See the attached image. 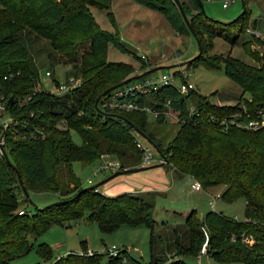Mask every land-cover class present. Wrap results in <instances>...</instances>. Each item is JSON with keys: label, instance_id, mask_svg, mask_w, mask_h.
<instances>
[{"label": "trees", "instance_id": "1", "mask_svg": "<svg viewBox=\"0 0 264 264\" xmlns=\"http://www.w3.org/2000/svg\"><path fill=\"white\" fill-rule=\"evenodd\" d=\"M133 1L159 12L177 34L195 37L200 52L186 62V67L199 63L215 69L222 66L241 93L234 104H218L194 89L181 93L168 84L141 96V101H155L156 108H164L169 99L171 111L185 118L175 121L178 128L162 147L147 131L145 111L102 110L98 104L95 106L103 90L136 75L130 63L106 58L109 44L130 52L115 33L100 28L91 13V6L109 10L110 0H0V94L11 118L2 132L0 128L9 158L8 162L0 151V264H9L27 252L31 246L29 235L36 236L51 224L66 225L85 210V219L95 221L104 233L121 225L154 227L153 203L142 193L104 194L97 187H84L72 169L75 161L97 160L104 147L119 161L125 152L129 153L123 163L120 161L119 170L141 166L142 153L135 145L131 128L149 137L158 156L163 155V164L175 175L198 180L201 188L222 185L221 198L242 196L245 202L243 220L216 210L199 216L192 209L184 219L187 243L173 239V257L159 263L161 257L151 254L148 264H188L184 257L200 256L203 247L217 264H264V124L242 126L264 115V62L256 66L230 53L209 54L213 39L221 35L230 46L239 43L248 55L257 57L247 47L261 44L262 40L251 34L241 40L246 28L254 27L256 20L250 25L245 0L244 11L226 23L205 16L196 0H180L187 23L173 0ZM108 16L113 21L111 11ZM210 25H225L236 32L225 33L221 26L214 31ZM26 31L46 39L59 60L70 63L72 75L81 80L79 87L62 96L35 89L38 67L22 42L21 35ZM133 56L143 61L134 53ZM145 67L142 62L139 74ZM52 82L58 84L55 78ZM245 93L249 98L244 97ZM188 102L192 104L191 112ZM62 120L65 125L59 124ZM155 120L164 121L165 117L160 114ZM71 130L80 137L79 144L72 140ZM16 171L28 193L55 192L61 200L34 212L18 209L19 195H23L22 200L28 198ZM36 251L45 258L51 255L46 243H39ZM104 257L92 251L68 252L50 262L35 264H121V260L141 264L125 248L116 256L107 254L106 263Z\"/></svg>", "mask_w": 264, "mask_h": 264}, {"label": "rangeland", "instance_id": "2", "mask_svg": "<svg viewBox=\"0 0 264 264\" xmlns=\"http://www.w3.org/2000/svg\"><path fill=\"white\" fill-rule=\"evenodd\" d=\"M246 7L250 11V18L258 17L262 12L264 0H245ZM140 8L136 14L142 16L145 21L139 23H125L123 20H118L113 16V21L108 16V11L112 12L113 9L106 10L97 7H90L91 13L97 25L109 32L115 33L119 39L126 44L130 52H122L112 46L108 45L106 58L109 61H123L131 63L134 74H139L141 70L142 62H148L151 58H155L157 66L154 69L145 74L149 75H173L175 73L176 78L174 85L179 86L181 79L177 71L179 68L188 76L186 80L194 85V90L202 95L208 96L210 101L218 103V100L223 103L234 102L241 89L237 83L228 78L224 72L222 66L220 68H209L202 64H195L192 68L186 67V62L193 58L198 53V45L195 37L192 34L180 36L174 32L167 21L160 13L158 14L162 18V22H155L149 14L143 15L146 12H152L145 7L137 5ZM241 0H232L229 2L226 8L222 7V0H202V9L205 16L212 20H216L222 23H226L234 20L242 11ZM116 15V14H115ZM139 16V17H140ZM138 17V18H139ZM120 18V17H119ZM140 20V18H139ZM157 24L154 28L153 25ZM166 24V26H164ZM215 26V25H214ZM222 28L223 32H236V29L225 28V25H217L215 27ZM210 25L212 30L216 31L218 28ZM250 27V26H249ZM251 28V27H250ZM260 31V35L257 38L262 40L261 44H250L248 52H252L253 55H248L240 44L236 43L230 46L229 43L223 39V36H217L213 39L212 48L209 54H227L240 58L246 63H250L256 66L263 64L264 62V26L257 27ZM35 40H32V52L36 65L38 67V84L41 89L48 90L50 92H56V83L52 82V78L58 81L64 80L68 75L74 74L70 69V63H65L62 60L52 61L44 55L50 46L48 41L36 34H33ZM249 33L245 30V35L241 40L248 38ZM251 36V35H250ZM255 37V36H254ZM39 38V39H37ZM32 39V38H31ZM47 41L48 45L38 42L40 40ZM40 45V47H37ZM177 53V57L174 58L173 54ZM140 57L143 55L145 58H141L143 61L132 55ZM164 56L161 57V54ZM261 57L263 59H261ZM134 65V66H133ZM138 66V67H135ZM49 68L52 71L51 76H45V69ZM149 69V68H147ZM145 69V70H147ZM185 74V75H186ZM59 96H62L59 95ZM3 94H0V122L5 120H11L10 116L5 111V104ZM244 97L249 98L245 93ZM217 99V100H216ZM68 98V102H69ZM220 104V103H218ZM234 104V103H231ZM243 107V106H242ZM264 115H262V118ZM147 131L152 137L164 147L168 141L172 139L177 128L178 123L170 117H166L164 121H156L155 117L151 114H146ZM182 122V120H180ZM72 140L76 143H80V137L74 131H70ZM143 140L149 143V150L153 157L158 156L157 148L154 143L147 139L144 133H139ZM103 153H109L106 147L102 149ZM125 156L120 160L122 163L129 156L128 152H125ZM119 159V158H118ZM150 163L149 165L154 164ZM98 165V160H94L90 163L75 161L72 164V169L75 175L80 179L84 187H89L104 178L108 177L111 172H99L92 177V182L88 183L86 179L90 177L91 171ZM147 165V166H149ZM165 166V168L163 167ZM163 170L166 178L169 181L168 188L159 192L143 191L142 195L152 201L153 203V216L156 220L154 228H149L144 225L138 227H128L125 225L119 226L112 232H101L95 221H87V211L85 210L79 218L70 220L66 225L51 224L40 234L34 236L29 235L28 240L31 244L29 250L19 256L10 260L9 264H35L36 262H50L56 257L64 255L68 252L82 253L85 251H92L97 253H103V263L107 261V254L109 251H118L125 248L130 257L141 262V264H148L151 254H153V241L157 240V237L163 236L161 231L163 229L171 228L174 233V240H181V231L179 228L185 224V213L195 209L199 216H202L209 210L221 211L224 215L234 217L239 220H243L245 202L242 196L235 197L231 200L221 198L219 195L222 190V185L210 186L202 188L199 191H190V184L192 180L187 178L181 179L179 175L173 176L171 171L163 165ZM156 167L149 168L148 170ZM138 172H132L137 174ZM146 174V173H144ZM122 174L114 178L109 179L97 186V189L106 194L105 188L117 184L116 188L122 186L124 182ZM118 190V189H116ZM115 190V191H116ZM147 192V193H146ZM28 200H22L23 195H19V207L18 209H25L27 212H34L37 208L44 207L51 203H55L61 198L55 192L49 191H33L28 194ZM213 203V205H211ZM191 212V211H190ZM189 212V213H190ZM188 215V214H187ZM174 229V230H173ZM157 234H159L157 236ZM156 235V236H155ZM83 242V243H82ZM39 243H46L51 248V255L47 258L42 257L37 251L36 247ZM84 244V246H82ZM200 256H185L184 260L188 264H217L212 256L205 254L204 247L202 248ZM174 251V249H173ZM107 253V254H106ZM159 254L160 262L165 259L173 257V252L161 251ZM129 259V257H128ZM162 260V261H161ZM121 264H130V261L121 260ZM227 264H246L240 261H233Z\"/></svg>", "mask_w": 264, "mask_h": 264}, {"label": "built area", "instance_id": "3", "mask_svg": "<svg viewBox=\"0 0 264 264\" xmlns=\"http://www.w3.org/2000/svg\"><path fill=\"white\" fill-rule=\"evenodd\" d=\"M232 0H222V7L226 8L229 4V2ZM246 32L253 35V36H259L260 31L258 29L246 28ZM174 58L177 57V53L173 54ZM163 57L164 55L161 54ZM141 57H144L143 55ZM181 77H183L184 81L181 80V83L179 86L174 85V81L176 78L175 73L173 75H143L136 79L130 80L126 83H123L110 91H108V94L105 95L101 101H99L98 107L102 110H113V109H119V110H138V111H145L148 114H151L153 117H157L160 114H163V116L170 117L175 121L182 120L184 121L185 118L179 117L175 112L171 111L169 107V99H166L164 103V108H156L155 107V101H141L139 98L141 96L149 95L153 91H157L160 86L162 85H168L172 84L177 87L179 92L181 93H187L190 89L194 88V85L186 80V77L188 76L184 74V72L179 68L177 70ZM45 76H51L52 73L50 70H45ZM178 75V76H180ZM81 83V80L79 77H75L73 75H68L64 80L58 81V84L56 85V93L55 94H64L72 90L73 88L79 87ZM35 89H41L39 84L36 86ZM188 108L189 112L192 111V104L191 102H188ZM32 114V112H30ZM260 119L258 120H250L247 124L242 125L244 127H255L264 124V117L262 118V115H260ZM9 120L1 121L0 122V128L1 132L8 124ZM60 125H65V121L62 120ZM131 133L134 135L135 145L141 150V157H140V165L145 166L148 165L152 161L157 162H164V160L157 156V158L152 156L151 151L148 149L149 143L142 139V137L139 135L137 131H135L134 128H131ZM0 145L3 146V136L2 133H0ZM98 165L96 168H94L91 171L90 177L86 179L88 183L92 182V177H94L97 173L101 172H115L119 170L120 168V161L118 158L114 157L113 155L109 153H100L98 156ZM191 191H199L201 188V184L198 180L193 179L190 184ZM213 205V203H211ZM22 210H18V213H21ZM203 251V250H202ZM88 253H91V251H86ZM110 255L116 256L117 251H109Z\"/></svg>", "mask_w": 264, "mask_h": 264}, {"label": "crops", "instance_id": "4", "mask_svg": "<svg viewBox=\"0 0 264 264\" xmlns=\"http://www.w3.org/2000/svg\"><path fill=\"white\" fill-rule=\"evenodd\" d=\"M185 1H187V0H185ZM137 5H139V4L135 3L133 0H110V9H113V12H114L113 16L116 17L118 20L124 19L125 20L124 22L125 23L127 22L128 24L139 23V22L145 21V19L142 16L136 14V12L140 10V8H138ZM140 6H142V5H140ZM142 7H144V6H142ZM145 8L151 10L152 12H146L143 15L149 14L151 16V18L153 19V21L163 23L162 18L158 14H155V13H159V12L152 10L150 8H147V7H145ZM138 17L140 18V20ZM253 21L256 22L255 23L256 25L254 27L251 26V28H256L259 26L261 27V25L264 26V5L262 7L261 14L258 17H256V18L251 17L250 18V21H249L250 25H252ZM155 22L153 25L154 28L157 27V24H155ZM164 26H166V24H164ZM33 36L34 35L31 32L26 31V32L22 33L21 39H22V42L24 43V45L26 46L30 56H32V58H35V57H33V55H31V52H32L31 43H33L32 40H35V37H33ZM180 36H184V35H180ZM37 39H39V38H37ZM38 42H41L43 45L44 44L48 45L47 41H45L44 39L43 40L41 39ZM37 47H40V45H38ZM162 54L164 55V53H162ZM44 55L52 61H58L59 60L57 52H55L53 49H51V47H49V49L44 53ZM132 55H133V53H132ZM141 58H145V57H141ZM145 64H146L145 69H147V68L150 69V68L157 66V61L155 60V58H151ZM135 67H138V66H135ZM145 69H144V71H145ZM45 70H50V69L47 68ZM51 73H52V71H51ZM53 93H56V92H53ZM234 102L227 101V103H223V102H220L218 100V103H220V104H231ZM155 158H157V157H155ZM153 162H155V163L152 165H149L150 163H153ZM150 163L148 164L149 166L145 165L144 167H142L138 170L120 173V174L114 175L108 179H106L107 178L106 177L103 180L99 181V184H101L105 181H108L109 179L114 178L116 176L118 177L122 174H126L125 176H123V178H120V179L124 180V182H122V184H121L122 186H120L119 188H116L117 184H113L112 186H107L105 188L104 192H106L107 195H116V194H119V193L124 192V191H132V192L141 193L143 191L159 192V191L166 190L168 188L167 186L169 185V181L166 178V175L164 174L163 170L160 167V165L163 166L164 164L163 163L160 164L157 161H152ZM152 167H156V168L148 170L149 168H152ZM163 167L165 168V166H163ZM166 168L171 171V174L173 176H175V174H174L173 170H171V168H169L168 166H166ZM138 171H140V172L137 174H132V172H138ZM144 173H146V174H144ZM179 176L181 177V179L187 178L188 180L191 181V179L188 176H183V175H179ZM116 189H118V190H116ZM190 191H191V189H190ZM193 192H196V191H193ZM190 211H188V213ZM188 213H185L184 215L187 216ZM179 229L181 231L180 237H181V239L183 238L182 243L186 244L188 234H187V229H186L185 224H184V226H182ZM161 233L163 234V236H160L159 234H157V236L159 235L157 237V240L153 241V252H154L153 255H159L157 253H161L162 250L163 251L167 250V252H170V253L173 252V249H174V246H173L174 233H172L171 228L163 229L161 231Z\"/></svg>", "mask_w": 264, "mask_h": 264}, {"label": "water", "instance_id": "5", "mask_svg": "<svg viewBox=\"0 0 264 264\" xmlns=\"http://www.w3.org/2000/svg\"><path fill=\"white\" fill-rule=\"evenodd\" d=\"M173 1L176 3V5H177V7L179 8V10H180V12H181V14H182V16H183L185 22L187 23L188 20H187V18H186V16H185V13H184V11H183V8H182V5H181L180 0H173ZM196 1L198 2L199 7H200L201 11L203 12V9H202V1H201V0H196ZM241 2H242V6H243V0H241ZM243 11H244V7H242V11H241V13H242ZM189 28H190V26H189ZM197 44H198V42H197ZM198 48H199V47H198ZM199 52H200V48L198 49V53H199ZM198 53H197V54H198ZM153 69H154V68H150V69H147V70L141 72L140 74H136V75H132V76H130V77H127L126 79L120 81L119 83H117V84H115V85H113V86H110V87L106 88V89L103 90V91L98 95V97L95 99V106L97 107V103H98L99 98H100L102 95H104L106 92L110 91L111 89H113V88H115V87H117V86H119V85H121V84H123V83H126V82H128V81H130V80H133V79H136V78H138V77H140V76H143V75H145V74L151 72ZM134 129H135V131H137L138 133H141V131H139L137 128H134ZM147 140H149V139H147ZM149 141H150V140H149ZM150 142H151V141H150ZM0 151H1V152L3 153V155L5 156V159L9 162V158H8V156H7V153L5 152L4 147L1 146V145H0ZM157 151H158V149H157ZM158 152H159V151H158ZM159 154H160V153H159ZM160 156H161L162 159L164 160L163 155H160ZM161 163H163V162H161ZM161 163H160V164H161ZM142 167H144V166L133 167V168H125V169H123V170H117V171L113 172L112 174H110L106 179H108V178H110V177H112V176H114V175L120 174V173H125V172H131V171H134V170H138V169H140V168H142ZM16 173H17V178H18V180H19V183H20V185H21L22 192H23L24 196L28 198V196H29L28 194H29V193H28V191L26 190L25 186L22 184V181H21L20 176H19V174H18L17 171H16ZM98 184H99V182H97V183H95V184L89 186V188L97 187ZM57 202H58V201H57Z\"/></svg>", "mask_w": 264, "mask_h": 264}]
</instances>
